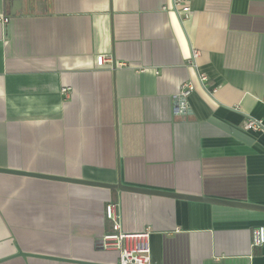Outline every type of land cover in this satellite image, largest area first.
Wrapping results in <instances>:
<instances>
[{
  "label": "crops",
  "instance_id": "obj_1",
  "mask_svg": "<svg viewBox=\"0 0 264 264\" xmlns=\"http://www.w3.org/2000/svg\"><path fill=\"white\" fill-rule=\"evenodd\" d=\"M171 1L0 0V169L264 207V0ZM109 202L151 264H264V212L5 173L0 264H117Z\"/></svg>",
  "mask_w": 264,
  "mask_h": 264
},
{
  "label": "built area",
  "instance_id": "obj_2",
  "mask_svg": "<svg viewBox=\"0 0 264 264\" xmlns=\"http://www.w3.org/2000/svg\"><path fill=\"white\" fill-rule=\"evenodd\" d=\"M171 10L181 19H188L191 8L187 0H172ZM3 24L8 22L5 18H0ZM198 53L193 51L189 61V65L195 66V59ZM97 67H103L108 58L99 55L95 59ZM201 79L203 76H201ZM191 90L190 84L183 85L182 89L174 96V110L178 115L186 110V97ZM68 89H63V93H67ZM244 129L247 131H259L261 122L252 119H246ZM117 205L107 203L104 206V217L111 223V232L101 236L98 241V247L103 251H111L117 253V264H151L150 247L148 244V233L139 235H129L122 231L120 215L117 211ZM251 246H264V225L256 227L252 230Z\"/></svg>",
  "mask_w": 264,
  "mask_h": 264
},
{
  "label": "water",
  "instance_id": "obj_3",
  "mask_svg": "<svg viewBox=\"0 0 264 264\" xmlns=\"http://www.w3.org/2000/svg\"><path fill=\"white\" fill-rule=\"evenodd\" d=\"M17 3H22L23 7L26 9H29L34 2V0H14ZM0 173L5 174H12V175H18V176H28V177H35V178H43V179H50V180H58L67 182V183H75L80 185L86 186H92L97 188H103L107 190H118L120 192L124 193H130V194H137V195H144V196H159V197H167L172 199H180V200H188V201H195V202H202V203H209V204H215V205H222L227 207H235V208H241V209H247L251 211H258V212H264L263 206H256L251 204H245V203H239V202H231V201H225V200H215V199H207L203 197H194V196H186L181 194H175L172 192H163L158 190H151L147 188H138V187H130V186H123L120 181H117L116 184H103V183H96V182H87V181H79V180H69L66 178H55L51 176H43L39 174H30L25 172H19V171H12V170H4L0 169ZM18 256L26 257L27 255L18 253Z\"/></svg>",
  "mask_w": 264,
  "mask_h": 264
}]
</instances>
